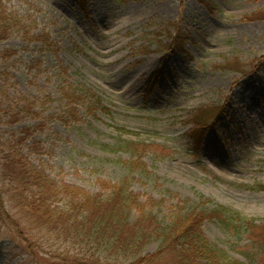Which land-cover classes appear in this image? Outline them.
<instances>
[{
  "label": "rangeland",
  "instance_id": "1",
  "mask_svg": "<svg viewBox=\"0 0 264 264\" xmlns=\"http://www.w3.org/2000/svg\"><path fill=\"white\" fill-rule=\"evenodd\" d=\"M7 2L27 32L0 43V264L159 259L157 242L136 259L87 239H50L13 190L14 153L58 185L105 198L133 176L127 190L139 208L163 224L203 213L209 244L240 264H264V0ZM216 205L247 225H222L208 215ZM162 255L159 264H225L187 262L173 247Z\"/></svg>",
  "mask_w": 264,
  "mask_h": 264
},
{
  "label": "trees",
  "instance_id": "2",
  "mask_svg": "<svg viewBox=\"0 0 264 264\" xmlns=\"http://www.w3.org/2000/svg\"><path fill=\"white\" fill-rule=\"evenodd\" d=\"M28 5L33 8L30 4ZM8 6L7 0H0V43L8 38L12 32H27V25L23 23L24 17L16 18L14 13L9 11ZM208 120L209 117L199 123L202 124L200 128L204 127ZM128 163L127 168L132 165L131 162ZM6 164H8V168H12V176H8L10 181L17 177L16 181H20L23 185V190L20 189L21 185L14 186L13 190L21 192L23 204L29 215L39 223L40 227L48 231L50 239L55 235L57 236L55 239L63 237L66 241L70 240L74 243L87 239L92 241L96 247H104L109 250V253L136 259L145 252L149 244L157 242L159 259L148 255L138 258L137 262L139 263L137 264L142 262L159 264L157 262H160L163 251L170 247L177 249L179 257L186 261L189 260L187 262L195 261L199 257L197 255H204L205 260H209V262H215V257L225 264H240L232 260L224 251L209 244V241L202 235L200 225L207 218L203 213L189 214L184 212V214L175 215L174 219L163 224V221H160L153 214V209L139 208L137 206L139 195L127 190L131 189L130 180L133 179V176H126L111 185L112 195L110 194L109 198H105L100 194H90L81 187L69 184L58 185L38 168L27 169L24 158L19 154L9 155ZM16 168H20L21 171L16 172ZM26 169L27 172L23 171ZM148 173L151 172L148 171ZM140 174L144 176V172ZM31 186L39 187V191L34 192L32 197L24 195V190ZM61 194L64 195L63 198L65 199L60 198ZM56 198H60L61 206L53 205ZM0 200L3 204L1 194ZM19 205L21 204L19 203ZM15 206L18 207V204L16 203ZM3 207L6 210L4 205ZM0 209L2 211L1 206ZM109 212V217L106 219L104 214ZM127 212H129V218L133 215V219H135L133 222L126 223L124 220ZM208 215L226 226L244 221L238 212L223 205H216ZM3 222L6 220L3 219ZM249 224L251 223L249 222ZM246 225L243 222V225L239 226L242 229ZM18 228L23 229L20 224H18ZM20 230L18 232L23 234ZM190 247L195 257L188 256L185 258V251L183 250ZM66 262L68 264L76 263Z\"/></svg>",
  "mask_w": 264,
  "mask_h": 264
}]
</instances>
